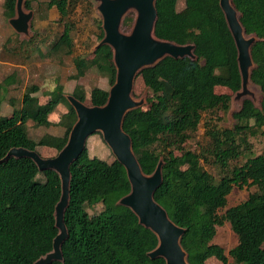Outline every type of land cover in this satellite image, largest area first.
I'll return each mask as SVG.
<instances>
[{
	"label": "trees",
	"instance_id": "1",
	"mask_svg": "<svg viewBox=\"0 0 264 264\" xmlns=\"http://www.w3.org/2000/svg\"><path fill=\"white\" fill-rule=\"evenodd\" d=\"M78 1L81 0H50L45 4L47 10L56 9L63 24V32L50 43V53H73L74 25L69 16ZM177 2L156 1L154 34L179 45L193 44L196 60L165 58L142 71L139 78L152 92L154 101L146 110L130 112L123 129L132 140L145 174L154 171L160 158L163 162L162 183L154 199L170 220L184 229L181 246L190 264H264V153L248 157V137L264 135V0H231L246 35L257 38L251 48L254 68L250 77L263 98L260 109L244 100L233 115L236 125L223 130L218 128L220 118L215 116L218 111H228L230 97L216 94L215 88L233 93L241 87L234 41L219 0H184L189 8L186 16L178 13ZM34 3L27 0L25 7L34 10ZM14 6L15 0H4L7 18L14 16ZM131 19L129 16L125 21V29ZM97 28L99 42L103 37L99 22ZM34 41L35 38L20 44L31 46ZM92 54L90 59H73L74 79L93 68L112 86L115 68L111 49L102 46ZM7 83H0V91H5ZM36 92V86L26 88L20 107L10 117L0 118V160L11 148L35 151L43 146L58 153L65 145L76 117L63 97V87L56 83L44 105L38 104L33 95ZM71 95L100 106L108 91L94 87L86 93L76 85ZM2 98L0 95V105ZM59 103L68 109L59 122L65 129L63 136L44 134L37 140L31 138L27 122L38 128L47 125L53 105ZM201 125L204 144L198 152L191 151L186 143ZM241 158L245 161L240 164ZM70 172V199L64 215L69 237L62 245L63 262L52 264H165L162 259L150 260L147 256L157 245L155 235L139 225L130 210L115 206L129 192L125 171L115 159L108 163L90 158L85 148ZM39 174L43 180L36 179ZM234 187L256 190L245 201L227 208V198ZM60 190L58 175L53 171L39 172L30 159L0 162V264H34L52 251L58 233L54 208ZM96 203L104 206L100 221L98 215L87 213L88 206ZM222 210L225 211L220 213ZM225 223L237 238L227 256L212 243L216 228Z\"/></svg>",
	"mask_w": 264,
	"mask_h": 264
},
{
	"label": "water",
	"instance_id": "2",
	"mask_svg": "<svg viewBox=\"0 0 264 264\" xmlns=\"http://www.w3.org/2000/svg\"><path fill=\"white\" fill-rule=\"evenodd\" d=\"M26 1L15 0L14 16L9 18L8 23L15 33L29 37L33 12L25 10ZM91 1L95 3V9L101 18L103 32L102 39L92 52L102 46L109 47L115 68L114 83L108 91L105 103L100 106H87L75 97L67 96L66 100L73 109L76 120L65 145L56 156L42 158L36 151L11 148L0 160L5 162L11 158L30 159L39 172L53 171L60 180V197L54 208L58 233L53 239L52 251L41 256L34 264L63 262L62 245L69 237L64 215L70 199V167L86 148L87 139L96 133L101 134L115 161L123 167L129 183V192L118 199L115 206L130 210L138 224L152 232L157 239L156 247L147 254L148 258L162 259L165 264H190L188 255L181 246L184 229L175 225L166 210L154 199V194L162 183L163 162L159 160L154 171L150 175L145 174L134 154L132 140L123 129V123L126 116L140 109L144 102L143 99L137 100L133 97L134 81L138 73L155 67L165 58L196 60L195 46L179 45L155 36L157 0ZM219 7L237 52L241 87L235 93L236 98L241 99L248 95L247 86L254 68L251 48L257 38L246 35L240 15L231 0H219ZM131 12L134 13V19L130 30L125 33L121 25L124 17Z\"/></svg>",
	"mask_w": 264,
	"mask_h": 264
},
{
	"label": "rangeland",
	"instance_id": "3",
	"mask_svg": "<svg viewBox=\"0 0 264 264\" xmlns=\"http://www.w3.org/2000/svg\"><path fill=\"white\" fill-rule=\"evenodd\" d=\"M48 1L50 0H35L33 4L34 10L29 9L33 12L29 37H24L15 33L9 25V18L4 14V0H0V83L4 80L8 82L5 91H0V95L3 97L0 105V118L10 117L13 110L20 107L22 95L26 88L30 86L38 88V92L33 95L37 98L39 105H44L48 102L49 91L52 90L56 83L63 87V97L65 99L67 96H72L71 92L76 85L80 86L86 93H89L94 87L104 88L107 91L111 87L107 78L93 68L88 69L80 78L74 79L73 77L76 73L73 59L78 56L90 59L93 56V48L98 44L97 35L99 30L97 25L99 22L101 27V18L95 9V3L91 0L78 1L74 10L70 13L69 21L74 25V31L72 32L73 53L68 56L61 52L54 54L49 52L50 43L56 40L63 32V24L60 23L59 15L54 7L50 10L45 8V4ZM51 1L55 3L58 0ZM38 3L40 6H38ZM25 10L28 11V9ZM177 11L183 16L189 13V8L185 5L184 0H178ZM129 16L132 17L131 23L128 29H125L124 23ZM133 19L134 13L132 12L124 17L121 25L123 32L127 33L130 30ZM33 38H35L33 45H23ZM18 45L22 46L19 47ZM140 73H138L134 81L133 97L137 100L143 99V105L138 110H146L151 102L154 101V98L152 92L147 87H144L142 80L139 78ZM247 90L248 95L246 97L237 99L235 92L232 93L223 87L215 88L216 94L230 97L228 111L226 113L218 111L217 116H215L220 118V121L216 122L219 129H233L237 123L233 115L241 108L244 99L250 100L256 108L260 109L263 98L260 88L250 81ZM83 103L91 106L88 99ZM67 114L68 109L64 104L53 105L47 125L38 128L33 123L27 122L26 126L29 136L36 140L44 134L57 137L63 136L65 129L59 122ZM262 130L264 131V127H262ZM204 140V127L201 125L186 143V148L198 152L201 145L204 144ZM248 141L250 144L248 157L264 153V135L250 136ZM86 149L90 158L95 157L108 163L114 160L111 150L103 141L100 133H96L87 139ZM35 151L42 158H52L57 155L56 150L43 146L37 147ZM244 161L245 159L241 158L238 163L241 164ZM206 169L216 174L215 170H211L208 167ZM36 179L43 180V177L39 174ZM255 190L254 187L249 189L234 187L227 198V208L245 201L249 193ZM224 211L222 210L220 213ZM87 213L89 216L92 213L98 215V220L100 221L104 217V214H102L104 213V206L102 203H96L91 207L88 206ZM212 243L222 248L226 256L236 246L237 238L228 223L216 228Z\"/></svg>",
	"mask_w": 264,
	"mask_h": 264
}]
</instances>
